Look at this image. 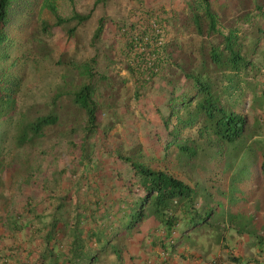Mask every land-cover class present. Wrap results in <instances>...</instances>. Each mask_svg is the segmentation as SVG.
<instances>
[{"label": "trees", "instance_id": "16d2710c", "mask_svg": "<svg viewBox=\"0 0 264 264\" xmlns=\"http://www.w3.org/2000/svg\"><path fill=\"white\" fill-rule=\"evenodd\" d=\"M13 1L0 0V49L9 40L6 28ZM112 1L94 0L90 12L81 14L72 9L71 17L63 18L54 0H46L53 23H45L42 30L50 33L66 28L71 41L79 28L92 21L98 8ZM132 1L136 7L131 4L130 14L114 21L122 60L99 52L108 20L98 18L87 45L93 54L77 70L79 86L68 95L56 97H68L84 116L81 144L70 141L80 150V154L73 155L76 166L70 172L59 170L54 187L42 188L43 203L25 198L24 212L10 218V235L30 238L29 247L17 244L4 248L0 264H133L140 259L137 252L144 244L141 239L147 242V249L159 250L161 264H171L172 254L191 239L193 232L211 231L224 241L227 231L254 237L264 231V225L251 214L254 193L244 187L258 177L264 179V154L257 153L259 127L248 133L243 113L252 87L245 81L250 56L254 57L258 41L264 37V0H228L225 8L211 0H193L189 5L190 33L205 39L195 49L179 42V46L173 44L169 29L172 13L165 8H148L143 0ZM184 48L181 56L189 53L187 58L197 60V69L191 70V63L189 66L182 57L176 60L177 49ZM119 63L124 64L138 97L153 85L160 86L159 80L170 70L182 71L193 82L194 94L178 97L171 92L165 112H160L168 145L174 148L179 161L206 153L222 175H231L227 186H191L167 170L152 169L140 160L138 152L124 146L118 151L112 149L107 141L111 138V121L102 127L99 120L103 111L116 112L119 108L105 96L115 87L113 72ZM262 71L263 66L260 75ZM48 104L50 110L58 107L55 99ZM16 108L12 93L0 87V117ZM263 114L264 110L258 123L264 129ZM58 122L59 116L54 113L21 118L16 148L27 151L25 168L30 181L41 174L30 153ZM72 133L77 130L74 128ZM107 171L114 175L111 180ZM46 177L48 184L49 174ZM0 200L5 211L7 203ZM230 259L243 264L239 257Z\"/></svg>", "mask_w": 264, "mask_h": 264}, {"label": "rangeland", "instance_id": "374dc122", "mask_svg": "<svg viewBox=\"0 0 264 264\" xmlns=\"http://www.w3.org/2000/svg\"><path fill=\"white\" fill-rule=\"evenodd\" d=\"M192 1L143 0V3L148 8L159 11L165 8L172 13L173 19L170 21L169 29L173 44L179 46L177 43L179 42L180 45L186 44L195 49L197 43L205 39L190 33L193 28L188 18L189 5ZM211 1L213 4H219V1L224 0ZM133 2L114 0L108 6L98 8L93 14L92 21L79 28L71 41L67 39L66 28H57L50 33H44L42 30L45 23H53L51 14L45 7L46 0L12 2L6 28L9 40L0 49V87L12 93L17 108L0 117V199L7 203L5 211L2 210L0 203V251L5 250L3 246L11 247L19 242L20 235L11 238L10 218L24 212L25 198L30 197L35 203H43L45 191L42 188L46 185L54 187V178L58 176L59 170L70 172L76 166L73 155L80 154V150L79 147L74 148L70 145V141L78 146L81 144L82 127L85 126L84 116L68 97L63 96L61 99L56 97L68 95L67 93H72L79 86L77 70L82 62L88 61L93 54L87 49V45L98 18L104 16L108 20L104 44L101 45L99 52L113 60H122L119 33L114 21L129 15ZM54 3L59 14L63 18H69L72 9L81 14L90 12L94 0H54ZM212 39L215 42V38ZM258 44L260 45L255 50L254 57L250 56V67L245 78L252 87L246 95L243 113L247 119L248 133L259 127V136L256 140L260 144L257 148L260 155L264 154V129L258 123V116L264 110V76L260 75V70L264 66V37ZM185 48L177 49L179 55H176V60H181ZM187 57L189 53L182 58L189 66L191 63L190 69H197L199 67L197 60ZM211 67L209 65V69ZM115 69L112 79L115 87L105 96L109 103L118 104L119 108L116 112L103 111L99 120L102 127L105 122L111 121L110 124L113 126L110 131L111 138H106L112 149L118 151L124 146L129 151L138 152L140 160L152 169L167 170L191 186L201 184L205 187L211 183L227 186L231 175H222L216 168L215 161L206 153L189 161H179L175 157L174 148L168 145L169 139L160 112H165L164 107L171 92L175 91L178 97L194 94L196 87L193 82L186 79L182 71L170 70L159 80L160 86L153 85L143 97H138L124 64L119 63ZM54 99L58 107L50 110L52 107L48 103ZM48 113L57 114L59 122L48 131L38 148L30 153L31 159L39 165L41 171V174L39 172L30 181L25 168L27 151H18L16 148L18 126L23 115L33 117ZM74 128L77 133H72ZM230 163L236 165V162ZM212 169L219 173L215 174ZM47 174L50 177L48 184L45 181ZM107 175L108 180L114 176L110 171H107ZM244 187L255 196L254 202L250 205L252 216L264 225V179L258 177L257 180L244 184ZM256 202L260 204L256 205ZM149 228L153 226L150 224ZM258 235L259 237L250 234L242 236L235 231H227L222 241L218 234L211 231L193 232L190 235L191 239L172 254L170 263L177 259L188 264H237L230 259V256H236L241 258L243 264H264V231ZM140 241L144 244L139 245L138 250L144 248L145 251L147 242L142 239Z\"/></svg>", "mask_w": 264, "mask_h": 264}, {"label": "crops", "instance_id": "0c3cea01", "mask_svg": "<svg viewBox=\"0 0 264 264\" xmlns=\"http://www.w3.org/2000/svg\"><path fill=\"white\" fill-rule=\"evenodd\" d=\"M227 1L228 0H224L222 2L219 1V5L222 6V8H225V6L227 5ZM12 239H14L13 237H11ZM16 238V237H15ZM137 238V237H136ZM19 242H16L15 245H11V247H15L17 244H23L24 247H29V244H30V238H26V236H24L23 234L20 235L19 239H18ZM3 248H6V249H9L10 247L6 246ZM9 253V252H8ZM139 255H140V259L138 260V263H133V264H157L159 263V250L156 248H149V249H146L144 251V249H139L138 252H137ZM171 264H188L186 262L182 263L181 261L175 259V260H172V263ZM194 264H197V263H194Z\"/></svg>", "mask_w": 264, "mask_h": 264}, {"label": "built area", "instance_id": "2783aa9c", "mask_svg": "<svg viewBox=\"0 0 264 264\" xmlns=\"http://www.w3.org/2000/svg\"><path fill=\"white\" fill-rule=\"evenodd\" d=\"M262 73H263V76H264V66H263V71H262ZM261 122L264 123V114H263L262 117H261Z\"/></svg>", "mask_w": 264, "mask_h": 264}]
</instances>
